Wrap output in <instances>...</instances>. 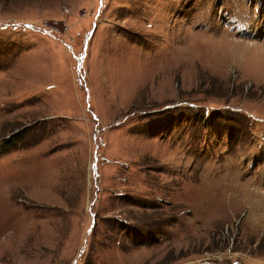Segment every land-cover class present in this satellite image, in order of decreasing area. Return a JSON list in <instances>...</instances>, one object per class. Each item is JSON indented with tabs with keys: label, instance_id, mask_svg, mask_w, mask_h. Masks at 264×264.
<instances>
[{
	"label": "rangeland",
	"instance_id": "1",
	"mask_svg": "<svg viewBox=\"0 0 264 264\" xmlns=\"http://www.w3.org/2000/svg\"><path fill=\"white\" fill-rule=\"evenodd\" d=\"M251 1L0 0V264H264Z\"/></svg>",
	"mask_w": 264,
	"mask_h": 264
},
{
	"label": "bare ground",
	"instance_id": "2",
	"mask_svg": "<svg viewBox=\"0 0 264 264\" xmlns=\"http://www.w3.org/2000/svg\"><path fill=\"white\" fill-rule=\"evenodd\" d=\"M257 48L258 47H253L252 50L247 49L249 51V56H251V57H249L248 62L250 61L252 63L253 61H256V60L261 59L262 62L260 61V63L257 65V68H262L263 71H264V55H263V50H261V48H259V49H257Z\"/></svg>",
	"mask_w": 264,
	"mask_h": 264
}]
</instances>
